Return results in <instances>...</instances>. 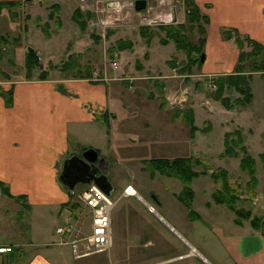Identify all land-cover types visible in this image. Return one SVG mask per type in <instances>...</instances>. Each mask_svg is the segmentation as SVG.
<instances>
[{
	"label": "crops",
	"instance_id": "1",
	"mask_svg": "<svg viewBox=\"0 0 264 264\" xmlns=\"http://www.w3.org/2000/svg\"><path fill=\"white\" fill-rule=\"evenodd\" d=\"M10 1L18 4L0 10V24L5 23V29L0 28V75L6 79L3 81L0 77V181L9 188L10 194L21 199L2 194L1 188L0 197L4 195L22 203L31 240L30 249L22 243L25 244L23 249L31 253L27 264H75L58 249L39 247L54 241L68 246L67 243H59L60 238L47 241L59 236L56 229L68 218L75 226L78 218L87 216L90 218V232L92 230L88 209L78 203L77 206L75 203L71 205L85 184H78L77 192L76 185L71 192L59 178L64 160L70 155L93 147L105 160L110 152L127 157L132 150L138 151L143 157L139 173L153 180L169 176L159 171L152 176L144 161L170 158V141L184 142L193 137L194 147L202 151L203 148H211L210 141L218 138L214 146L218 147L216 155L220 156L225 148L226 132L239 126L248 127V132L258 130L257 137L261 130L264 132L262 72L251 74L253 102L247 106L227 108L215 98L214 93L207 95V90L211 89L212 83H217V78L234 73L241 63L245 42L252 40L264 46V0H194L209 21L203 22L205 34H201L198 27L188 32V39L195 45L202 37L205 38L203 50L198 53L199 57L204 54V60L197 58L190 70L189 55L178 49L174 40L163 44L157 34L148 40L142 26L132 28L127 25L117 29L106 38L108 45L99 44L94 35L75 20L76 14H82L84 18L81 2L78 7L62 3L52 11L50 5L43 6V0H30L27 2L31 3L29 9L25 11L26 7L20 0H0ZM147 2L157 10L163 7L164 12L168 11L167 16L174 24L189 26L186 0ZM164 3L167 6H163ZM43 7L46 13H41ZM20 9L27 12L25 16L22 17ZM64 11H68L66 14L72 21L70 28L67 25V33L62 35L66 28ZM58 18L62 21L57 28ZM35 19L51 29L55 25L57 30L45 31V24L44 27L38 26ZM149 28L151 30L152 27ZM227 31L231 32L230 37H226ZM120 40L129 41L132 46L116 49L111 58L109 48ZM20 44L23 50L19 49ZM169 46L170 55L166 53ZM29 49L34 50L49 67L41 62L30 68L27 61ZM68 60L70 63L66 65ZM81 61L85 62L84 70L71 68L73 62L78 64ZM112 61H117L119 67L114 71L110 68L108 73L112 78L102 80L97 71L102 70L103 73L104 67ZM184 88L190 98L184 106L186 104V108L192 110L198 127L194 136H191L190 125L183 115L174 117L170 105V98H183ZM207 123L211 127L209 136L204 128ZM181 129H184L183 137L176 134ZM178 151L172 157L190 155ZM257 156L259 152L254 157ZM218 167L228 169L224 165ZM208 178L212 180L211 176ZM133 179L126 187H134L136 196L170 228V245L142 249L139 253L156 256L151 261L132 264H264V193L263 205L258 208L253 205L254 201L246 203L244 199L240 200L242 203L239 202L237 208L251 211L250 216L240 217L228 204L214 199V191L218 189L214 181L203 187L206 197L198 207L193 185L195 196L191 208L187 207L178 197L184 190V184L173 192L176 198L170 200L168 221L140 194L136 188V177ZM144 189L151 194L155 190ZM122 195L130 196L124 194V190ZM159 196L154 199L163 206L164 197L160 193ZM171 204L179 209L175 210ZM34 205L41 207V213L45 212L44 207H54L51 218L57 220L56 229H51L49 220L41 221L40 225L30 219ZM11 254L15 255L14 258L21 256L16 252ZM73 258L79 259L74 254ZM124 261L127 258L119 252L115 264H125Z\"/></svg>",
	"mask_w": 264,
	"mask_h": 264
},
{
	"label": "rangeland",
	"instance_id": "2",
	"mask_svg": "<svg viewBox=\"0 0 264 264\" xmlns=\"http://www.w3.org/2000/svg\"><path fill=\"white\" fill-rule=\"evenodd\" d=\"M43 6L50 5L52 8V11L58 6H62V3L65 5H72L73 7H78V4L81 2V0H67L64 2V0H43ZM31 3L22 4L25 5L26 10L28 11V7ZM163 6H167L165 3ZM25 9V8H24ZM76 9V8H75ZM163 9V7H162ZM23 9H20V13L23 16L27 12H25ZM68 11H64V20H65V31L62 35H65L68 31V28H70V21L71 17L69 14H66ZM41 13H46L45 7H43V11ZM33 15H36L35 13H32ZM77 15V14H76ZM75 15V16H76ZM77 18L81 20L82 14L78 15ZM57 20V28L61 26V19L58 18ZM35 24L38 26H43L44 24L37 19L34 20ZM46 23H49L48 21ZM63 23V22H62ZM82 23V20H81ZM161 24H156L148 27L151 28V32L159 35L160 37H163L166 35V31L162 30L160 27L163 24H174L172 20H164L160 22ZM43 24V25H42ZM43 28L45 31L50 32L55 28V25L51 27L46 26ZM138 26L136 24H130L127 27H135ZM126 26H117L112 29H123ZM0 28L3 30L5 29V23L0 24ZM138 28V27H137ZM150 29V28H149ZM57 30V29H56ZM87 30V29H86ZM55 31V30H54ZM89 32V31H88ZM90 33V32H89ZM29 34V33H28ZM93 34V33H90ZM95 37V34H93ZM98 36V35H96ZM99 37V36H98ZM99 44L108 45L107 39L106 41H103L101 37H99ZM96 39V38H95ZM18 45V43H16ZM105 47V46H104ZM162 48V46H160ZM19 48V46H18ZM165 48V47H164ZM20 50H23V45L20 44ZM115 51V50H114ZM114 51H110L111 58L114 57ZM244 60L241 61L239 65L242 66L243 71L239 72L238 67L234 71V73L229 75H237L240 73L245 74L247 77H249V84L251 86L250 77L251 74L254 72H262L264 74V51H260L259 48H256L254 45L245 42L244 50H243ZM169 52V53H168ZM166 53L170 55V46L166 48ZM41 58L38 57L36 60V63H43L45 64V67H49L44 60H41ZM108 62L110 60L108 59ZM56 64H59V62H55ZM70 63V60H68L65 64L68 65ZM73 66L71 67L73 70L80 71L81 69L84 70L83 65L85 62L81 61L78 64L76 62L72 63ZM238 65V66H239ZM60 66V65H59ZM256 66L262 67L260 70H255ZM108 69L111 68V66L108 64ZM101 69V68H99ZM99 76L102 75V70L97 71ZM110 75V73H108ZM228 76V75H227ZM1 80L6 81L5 77L0 75ZM226 77V76H225ZM12 78V77H10ZM14 78H17L15 76ZM11 80V79H10ZM228 80V79H226ZM233 85L226 84L225 86V93L224 96L230 97L231 102L234 103L238 97L243 98L244 96L237 91V88L231 87ZM207 90V95H211L212 93L217 94V85L216 88H213L210 86ZM185 88L182 90L184 91ZM213 90V91H212ZM238 92V96H237ZM253 92V91H252ZM188 90L182 92V96L185 99L182 104L176 105L175 107L172 106L173 110H179L181 112H188L190 109L186 108V104L184 106V103H187L189 101V97L187 96ZM192 96V95H191ZM188 97V99H187ZM193 97V96H192ZM221 101V100H220ZM253 102V100H252ZM251 102V103H252ZM223 104V102L221 101ZM251 103H248L246 105L237 104L236 106H247ZM224 105V104H223ZM184 106V107H183ZM235 106V107H236ZM170 108V110H172ZM190 112V111H189ZM190 114V113H188ZM189 124V123H188ZM208 124V123H207ZM205 125V130L208 132V136L210 135L209 131L211 129L210 125ZM253 127V125H251ZM249 128V129H252ZM254 128V127H253ZM246 129V130H245ZM248 127L243 128L241 126L233 129V134L231 136V140L238 139V135L235 134L234 131L240 130L243 137V142L239 143V145L236 147L238 150L239 156H232V155H225L220 156L216 155V150H218V147H215L214 145L218 142V138L215 140L213 139L210 141V144L212 145L211 148L206 147L203 148L202 151L198 147H194V140L193 137L189 141L184 142H178V141H170V158L174 156L175 153H178V150H181V152H184L185 154H190L188 157H193L195 160L192 161L194 164V168L197 171H204L207 170L210 167L217 168V165H224L227 166L228 169V175L227 177L224 174H221V176L225 177V181L228 183L227 189L223 187V181L222 179L215 181L210 180L208 177L211 176V173L213 172H207L205 175H201L200 177H196L194 179V183L192 186L195 188V191L197 193L196 195V204L197 207L199 204H202L201 202L206 197L204 194L203 187L206 186L210 181L216 182L218 185L217 191L224 190V197L228 199H234L236 200V205H239L240 200L249 201L250 203L253 202V205H255L257 208L261 207L262 203V194L264 193V160L262 159V155L264 154V132L261 130V135L257 137L258 130H249ZM186 130V129H185ZM229 131V132H232ZM197 132V131H196ZM263 132V134H262ZM205 133V134H207ZM177 135H181L183 137L184 129H181L180 131H176ZM186 134V132H185ZM215 133L214 135H216ZM256 134V135H255ZM192 136V135H191ZM260 137V138H259ZM217 140V141H216ZM130 141L134 142L133 137H130ZM197 142V140H196ZM204 142V141H203ZM209 141L206 142L208 144ZM225 145V142H224ZM244 145L247 148V152L251 156H255L259 152V156L254 157L256 161V173L254 176H251L248 172V170H243L240 167L239 161L241 160V157L243 155V151L241 150V146ZM181 146L184 147V149H181ZM202 146V145H200ZM195 148V149H194ZM201 148V147H200ZM194 153V155H193ZM232 157V158H230ZM237 157L238 159L234 158ZM150 159H146L144 161L145 163L149 161ZM143 161L142 153L141 152H131L128 153L127 157L115 155V152H110L108 154V157L103 160L102 168L104 172L108 175L109 179L112 180L114 184V189L111 193V196L114 199H117L116 205L112 210L111 213V219H112V245L110 248L103 252L94 253L90 256L75 259L73 258V251L70 245H58L55 243L54 239L57 241L60 237L58 235H55V238L52 237V239H47L48 242L54 241L53 243H49V245L41 246L39 249H58L62 255L67 256L73 263L75 264H115L116 258L119 254V252H122L123 255L127 258V261H124L125 264H132L133 262H146L151 261L154 259L153 257L156 256V254L153 253H147L142 254L139 253L142 251V249L150 250L154 249L155 247L161 245H170V228L164 225V221L159 219V216L155 213V211H152L149 206H147L141 199H139L136 195H130V196H123L122 192L124 188L126 187L127 183L134 180L133 178L136 177V188L140 192V194L149 202L152 203L159 214H162L165 219H168L170 221V200L176 198L173 196V192H177L180 188L183 187L184 183L175 176H169V177H159L158 179H151L148 175H141L139 171L141 170V163ZM238 161V163H237ZM197 162V163H196ZM147 165V163H146ZM222 168V167H221ZM224 168V167H223ZM211 170V169H210ZM215 171V170H214ZM165 175V174H164ZM253 177L255 179H253ZM165 182V184H164ZM140 185L143 187H140ZM79 186L77 185L76 192L79 190ZM154 188L152 194L156 193L159 196V193L164 197L163 198V206L159 205L157 201L154 199L153 195L148 192L147 189L144 188ZM3 191H1L2 193ZM227 192V194H226ZM181 193V192H180ZM3 194V193H2ZM175 195V194H174ZM77 197V196H76ZM75 199V197H74ZM235 202V201H234ZM75 203V200L71 203L73 205ZM242 203V202H240ZM251 205V204H250ZM179 209L178 206L175 204H171V207ZM23 206L20 201H17L15 199H11L7 196H1L0 197V244H14L16 248V254H19L21 256H14L12 254L6 255L2 261H0V264H27L29 261V258L31 257V253L27 249H23L26 243V247L30 249V232L27 229V223L26 219L23 216ZM21 211H20V210ZM242 211H248L245 208ZM53 206L44 207V213H41V207L33 206V211L30 214V219L33 220L35 223H39L42 225L41 221H47L49 220V225L52 227L51 229H56L58 223H56V218L53 217ZM87 210V209H86ZM86 210L83 211V213H86ZM49 211V215H48ZM182 212V208H181ZM88 213V210H87ZM89 215V214H88ZM22 218V219H21ZM54 219V221L52 220ZM89 217L82 216L80 219L78 218V223L75 222V228L79 236H88L90 232V222ZM44 240V239H43ZM37 241H40L37 240ZM19 245V246H18ZM32 249V248H31ZM38 249V248H37ZM42 252V251H40ZM42 254L45 255L43 252ZM137 258V259H135ZM24 262V263H23Z\"/></svg>",
	"mask_w": 264,
	"mask_h": 264
},
{
	"label": "trees",
	"instance_id": "3",
	"mask_svg": "<svg viewBox=\"0 0 264 264\" xmlns=\"http://www.w3.org/2000/svg\"><path fill=\"white\" fill-rule=\"evenodd\" d=\"M186 3H187V9H188L187 16H188L189 26H187L186 24H169V25L163 24L160 28L166 31V35L161 37V42L163 44H167L172 39L174 40L176 47L178 49H182L185 52H187V54L190 57L189 64H188L189 70H190L194 62L197 61V58L198 59L202 58V55L201 57H199L198 53L202 52L203 50V45L205 44V38L202 37L200 39V43L198 45H195L188 39V32L195 29V27H198V30L200 31V33L205 34L206 29H205V26L203 25V22L205 23L208 22L209 18L206 15L201 13L199 7L195 4L194 0H186ZM17 4L18 3L16 1L0 2V10H2L3 8H10L12 6H16ZM78 15L79 14L75 16V20L79 22L80 24H82L83 27L86 28V21L83 18V15H82L83 19L81 18L82 23H81V20L77 18ZM115 30L116 29H109L107 38L111 34H113ZM141 30L144 33V36H146L148 40H151L156 35L155 33L151 32L148 26H142ZM225 35L226 37H230L231 32L227 31ZM95 38L97 41H99L100 39L96 35H95ZM240 41L243 42V40H240ZM248 42L254 45L256 48H259L260 51H264V46L258 44L257 42L252 41V40H249ZM131 46H132L131 42L120 40L116 43L115 46L110 47L109 50L113 52L116 49H123V48L131 47ZM243 52L244 51H242L241 56H240L241 61L245 59L244 58L245 55L243 54ZM37 59H38L37 53L34 50L29 49L27 61H28V66L30 68L36 67L38 65V63H36ZM260 69H262V67L256 66L255 70H260ZM238 71L239 72L243 71L241 65L238 66ZM216 82H217L216 83L217 84V94H215V98L218 100H221L224 106H226L227 108H234L237 104L246 105L252 102L253 92L249 84V77H247L245 74L240 73L237 75H228L226 77H220V78H217ZM226 84L233 85L231 87L237 88V91H239L244 97L243 98L238 97L236 101H234V103L231 102L230 97L224 96ZM189 111L181 112L179 110H173V115L174 117H180L181 115H183V119L187 123H189L191 134L192 136H194L196 131L198 130V127L195 124L192 110L190 109ZM234 132L236 135H238V139H234V140L230 139L233 134V131L226 132L225 134V141H224L225 150L221 154L222 157L225 155L239 156V153L236 147L239 145V143L243 142V137H242V133L240 130H236ZM241 150L243 151V155L241 157L240 167L243 170H248L249 174L251 176H254L256 173L255 158L247 152V148L244 145L241 146ZM262 159L264 160V154L262 155ZM193 160H194L193 157H175V158H153L146 162L147 163L146 167L149 171H151L152 176L155 175L156 171H159L160 173L168 175V176L178 177L185 184L184 190L178 195V197L189 208H191L192 201L195 196L194 190L192 188V184L196 177L205 175L210 169H213V172L211 173L212 179L215 181H218L220 179L224 180L222 184H223V187L226 189L228 185V183L225 181L226 178L221 176V174H224L227 177L229 173L228 170H226L225 168H221V167H218V168L210 167L204 171H197L194 168V164L192 162ZM194 163H195V160H194ZM253 179L255 178L253 177ZM0 188L5 194H8V196L12 198H17V199L20 198V196L15 197L12 194H10L9 188L2 181H0ZM223 195H224V190L222 189L220 191L215 192L213 196H214V199L218 203L228 204V206H230L236 211L238 216L240 217L250 216L251 211H242L244 209L237 208V205H236L237 199L236 200L228 199L224 197L225 195L224 196ZM75 206H77L76 203H75ZM254 220H256V217L254 218Z\"/></svg>",
	"mask_w": 264,
	"mask_h": 264
},
{
	"label": "built area",
	"instance_id": "4",
	"mask_svg": "<svg viewBox=\"0 0 264 264\" xmlns=\"http://www.w3.org/2000/svg\"><path fill=\"white\" fill-rule=\"evenodd\" d=\"M23 4L30 0H20ZM80 8L86 21V29L90 33L98 35L101 39H106L109 29L117 26H127L136 24L138 26H152L161 24V21L170 20L168 11L156 9L148 5L145 10L136 9V0H81ZM112 71L119 65L117 61L110 63ZM108 67L105 66L101 79H111L108 75ZM100 77V76H98ZM211 86L216 88V83ZM186 91V90H185ZM178 96L170 98L171 107H175L184 101ZM128 185L124 189V194L136 195ZM116 199L107 194L96 183L91 182L84 185V188L77 193L75 203L84 205L88 209V214L92 219V230L88 236H79L75 226L68 218L65 223L56 229L59 234V243H67L71 246L76 258H83L94 253L103 252L110 248L112 244L111 234V213L116 205ZM14 244H0V261L15 249Z\"/></svg>",
	"mask_w": 264,
	"mask_h": 264
},
{
	"label": "water",
	"instance_id": "5",
	"mask_svg": "<svg viewBox=\"0 0 264 264\" xmlns=\"http://www.w3.org/2000/svg\"><path fill=\"white\" fill-rule=\"evenodd\" d=\"M146 8L147 0H136V9L138 11ZM202 60H204V54L202 55ZM102 160L98 150L93 147L86 148L80 154H74L64 160L62 173L59 178L71 192L78 184L94 182L107 194L111 195L114 186L101 167ZM76 175L77 179H75ZM72 179L74 181L70 183ZM153 197L158 198L155 194H153Z\"/></svg>",
	"mask_w": 264,
	"mask_h": 264
},
{
	"label": "bare ground",
	"instance_id": "6",
	"mask_svg": "<svg viewBox=\"0 0 264 264\" xmlns=\"http://www.w3.org/2000/svg\"><path fill=\"white\" fill-rule=\"evenodd\" d=\"M133 193H135V194H137V191H136V189L134 188V187H132L131 189H130Z\"/></svg>",
	"mask_w": 264,
	"mask_h": 264
},
{
	"label": "flooded vegetation",
	"instance_id": "7",
	"mask_svg": "<svg viewBox=\"0 0 264 264\" xmlns=\"http://www.w3.org/2000/svg\"><path fill=\"white\" fill-rule=\"evenodd\" d=\"M73 155V154H72ZM72 155H70V156H72ZM69 156V157H70ZM102 164H103V160H102V163H101V167H102ZM75 179H77V175L75 176ZM72 181H74L73 179L70 181V183L72 182Z\"/></svg>",
	"mask_w": 264,
	"mask_h": 264
}]
</instances>
